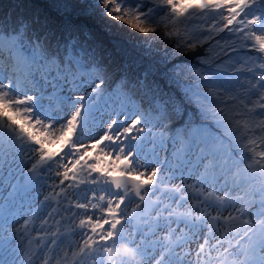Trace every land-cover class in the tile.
<instances>
[{"label":"snow or ice","instance_id":"snow-or-ice-1","mask_svg":"<svg viewBox=\"0 0 264 264\" xmlns=\"http://www.w3.org/2000/svg\"><path fill=\"white\" fill-rule=\"evenodd\" d=\"M53 7L75 31L70 10L76 6L60 0ZM88 8L100 19L121 22L145 35L163 26V37L172 40L164 63L183 49L208 45L206 51L214 55L198 54L204 67L195 72L194 83L185 85L179 103H164L156 113V126L164 127L174 115H186V100L201 118L215 120L224 132L217 134L218 139H204L203 125H192L188 151L199 147L197 139L204 145L190 177L194 183H186L181 174L179 184L164 185V169L150 165L133 143L142 142L146 132L151 135L149 117L122 113L110 119L98 137L88 134L91 101L108 74L95 54L85 52L81 58L73 45L71 58L67 41L62 51L59 42L53 45L47 35L37 33L32 24L38 20L0 18V165L23 164L30 177L47 174L51 179L54 174L59 180L44 199L68 205L53 209L68 215L53 221L55 231L44 232L51 239L43 247H34L29 238L28 224L36 213L22 225L13 221L5 227L0 222V264H264V0H201L190 8L183 7L182 0H93ZM189 21L204 26H190ZM85 59L91 61V70ZM168 66L175 69V64ZM78 74L93 80L92 91L75 100L62 97L64 84ZM135 86L123 80V87ZM54 143H61L60 152L50 150ZM244 161L248 182L259 193V208L252 218H247L248 209L256 201L233 197L227 188L229 174L239 187L232 168ZM221 179L225 187L218 194ZM149 193H160L151 213L154 219L143 215ZM132 197L137 200L129 212ZM228 209L232 211L225 215ZM137 215L142 226L129 230ZM62 221L70 231H61ZM153 224L152 237L164 233L158 239L145 235ZM74 236L79 242L65 245ZM154 248L160 250L158 257L150 256Z\"/></svg>","mask_w":264,"mask_h":264},{"label":"trees","instance_id":"trees-1","mask_svg":"<svg viewBox=\"0 0 264 264\" xmlns=\"http://www.w3.org/2000/svg\"><path fill=\"white\" fill-rule=\"evenodd\" d=\"M58 2L60 0H0V13L8 15L11 12L13 17L23 16L31 22L38 20L39 23L32 24L34 27L41 30L49 27L52 32L60 34L66 24V18L53 7ZM70 2L76 6L70 10V20L76 23L77 29L73 31L66 26L68 35H78L88 29L93 36H97L102 45L114 51L121 63L128 62L132 71L138 69L141 73L146 72L151 83L156 86L162 85L175 103H179L184 94L185 82L194 79L195 64L199 60L198 54L210 56L203 46H199L195 51L183 49L180 55H173L167 63H164L162 62L164 51L170 48L172 40L163 37V26L156 33L145 35L121 22L94 16L88 8L93 0H70ZM171 64H175V69L168 66ZM177 80L180 82L177 83ZM184 102L187 103L186 100ZM179 118L181 116L174 115L172 119ZM195 118L194 115L193 120Z\"/></svg>","mask_w":264,"mask_h":264},{"label":"clouds","instance_id":"clouds-1","mask_svg":"<svg viewBox=\"0 0 264 264\" xmlns=\"http://www.w3.org/2000/svg\"><path fill=\"white\" fill-rule=\"evenodd\" d=\"M127 255L130 257V258H133L134 259V256L131 252H128Z\"/></svg>","mask_w":264,"mask_h":264}]
</instances>
